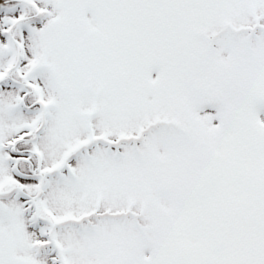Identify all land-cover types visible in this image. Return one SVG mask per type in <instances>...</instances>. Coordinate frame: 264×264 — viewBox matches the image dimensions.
<instances>
[{"label": "snow or ice", "instance_id": "6c2138e0", "mask_svg": "<svg viewBox=\"0 0 264 264\" xmlns=\"http://www.w3.org/2000/svg\"><path fill=\"white\" fill-rule=\"evenodd\" d=\"M0 264H264V0H0Z\"/></svg>", "mask_w": 264, "mask_h": 264}]
</instances>
